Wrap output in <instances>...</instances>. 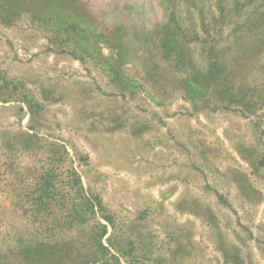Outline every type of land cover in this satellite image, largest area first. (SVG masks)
Returning <instances> with one entry per match:
<instances>
[{
    "label": "rangeland",
    "instance_id": "rangeland-1",
    "mask_svg": "<svg viewBox=\"0 0 264 264\" xmlns=\"http://www.w3.org/2000/svg\"><path fill=\"white\" fill-rule=\"evenodd\" d=\"M262 85L264 0H0V264H264ZM50 167L108 219L36 234Z\"/></svg>",
    "mask_w": 264,
    "mask_h": 264
},
{
    "label": "trees",
    "instance_id": "trees-1",
    "mask_svg": "<svg viewBox=\"0 0 264 264\" xmlns=\"http://www.w3.org/2000/svg\"><path fill=\"white\" fill-rule=\"evenodd\" d=\"M211 51L210 49L209 52L211 53ZM215 58L216 57L211 55L209 75L214 81H218L217 74L219 64ZM261 87L262 90H257L255 88L251 89L248 94L241 96L237 101H233L240 106L242 113L252 114L256 108L264 104V86L262 85ZM51 162L54 163L56 160L51 159ZM22 196L26 203L20 200ZM16 199H18L17 205L21 208L28 204V212L32 218V223L38 224L37 227H34L35 232L40 236H42L41 231L44 232L46 227H48L43 219L49 216L54 217L55 213H62L65 208L69 210L64 218L66 221L62 225H72L74 222L82 224L89 219H95V217L108 219L105 215V209L101 200L98 197H90L84 194L80 179L75 170H66L64 173L56 174V170L50 167L46 169L43 175L38 177L36 184L30 192L20 191ZM20 202L22 203L19 204ZM40 219H42V222ZM54 219H56V217H54ZM56 221L57 219L55 222ZM54 226H57V224L55 223ZM100 226L104 231L101 236L97 237V240L103 238L107 229L105 226ZM37 239H39V241H37L34 246L28 244L18 248L19 251L28 255L30 258L29 260L44 258L45 250L42 247L44 245L47 247L48 245L46 246L45 243H41L42 237H38ZM97 247L103 248L101 241L97 243ZM41 249H43V251Z\"/></svg>",
    "mask_w": 264,
    "mask_h": 264
}]
</instances>
